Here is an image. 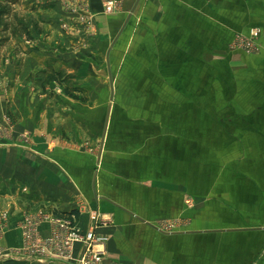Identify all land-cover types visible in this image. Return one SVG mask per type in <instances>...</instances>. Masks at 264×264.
Wrapping results in <instances>:
<instances>
[{
    "label": "crops",
    "instance_id": "1",
    "mask_svg": "<svg viewBox=\"0 0 264 264\" xmlns=\"http://www.w3.org/2000/svg\"><path fill=\"white\" fill-rule=\"evenodd\" d=\"M106 1H53L42 15L46 34L32 45L20 42L19 55L3 67L0 115L36 136L29 146L0 148V216L12 222L0 264H60L19 255L17 225L41 210L77 211L83 233L89 212L99 210L108 225L98 234L113 264H264V48L255 56L229 49L252 29L264 47V0H140L110 57L132 67L137 81L163 83L134 95L136 109L146 108L147 98L162 99L154 110L128 107L123 123L112 120V106L99 159L102 128L99 134L91 126V112L51 99L60 86L44 91L43 82L53 71L84 82L100 77L138 0H124L113 15ZM221 77L230 90L217 104V92L186 85ZM135 216L156 227L185 221L164 233Z\"/></svg>",
    "mask_w": 264,
    "mask_h": 264
},
{
    "label": "rangeland",
    "instance_id": "2",
    "mask_svg": "<svg viewBox=\"0 0 264 264\" xmlns=\"http://www.w3.org/2000/svg\"><path fill=\"white\" fill-rule=\"evenodd\" d=\"M55 0H0V4L8 5L10 8V16L4 18L2 24L0 25V93H4L7 90L8 82L3 77V67H7L11 64L9 58H12L13 55H19V51L21 50L20 42H24L25 44L32 45L33 42L40 39L41 36L46 34L45 32V24L43 23L42 15H46L48 9ZM79 17V13H76ZM81 22H83L81 20ZM89 25V24H87ZM251 31H259V29H252ZM250 31V32H251ZM249 33L239 34L243 36L250 35ZM92 36H96L95 30L90 31ZM236 35L234 39L237 37ZM258 43L261 44V33H259V37L257 38ZM233 42V41H232ZM231 45V44H230ZM229 45V49L231 53L240 54V55H249L255 56L262 53L263 45L261 44V52L260 53H248V52H234L231 50ZM118 59L110 57L111 63V73L112 79L114 82V100L111 102V95H112V88H111V76L109 73V69L107 66V59L105 64L102 66V72L99 78H91L90 81L84 82L82 78L77 76H71L67 72H63V81L58 82L60 89L59 92H53L51 95V99L56 96H59L61 104L66 105L69 100L74 102H79L84 105V108L87 112H91L89 120L91 121V126L96 129V131L101 134L102 128V136L104 132V125L106 121V115L108 111V107L112 103L113 110H112V117L113 121L118 123H123L127 121L128 114L126 112L127 108L133 106L135 108V113H141L143 110L147 111L148 107L151 110H154L150 107L154 104L157 105L162 98H147L146 100L151 102L150 104L144 103L147 105L146 108L139 106L136 109L137 98L134 95H137L140 91L153 89L157 91L163 88L162 82H144V81H137L134 79L132 73H134V69L130 66L121 67L118 65ZM49 72L52 69H48ZM68 75V76H67ZM61 77V78H62ZM61 78L59 80H61ZM225 77H221L222 81L216 82H188L186 83L188 88H193L196 85L198 88L207 89L211 91L217 92L216 96L213 98V102L215 104L219 103L220 100V93L222 91H227L228 88L230 90V83L228 87V82L225 81ZM52 83L47 82L45 78L43 82V90L46 91L45 86L50 85ZM208 85V87H206ZM155 86V88H154ZM66 89L73 90L74 98L68 96L66 94ZM60 94V95H58ZM53 97V98H52ZM79 99V100H75ZM145 100V101H146ZM100 110V116H96L98 111ZM143 116V115H139ZM147 116V115H146ZM15 118L11 115H0V148H6L8 146H15L21 145L22 146H29L32 143V139L35 138V132L33 130H27L25 132L17 131V125L14 120ZM101 121V122H100ZM117 123V124H118ZM102 124V127H101ZM114 125V124H113ZM128 131L127 127H123V130L117 132L118 136L120 135L123 137L126 132ZM43 137L45 135H42ZM99 137V135H98ZM98 145H95V148ZM98 148V147H97ZM96 148V151L98 150ZM96 154V153H95ZM189 203V201H188ZM45 213L51 215L52 212L41 210ZM39 212V211H38ZM37 211L34 213H27V214H36ZM9 217L8 214H3ZM2 216V215H1ZM0 216V217H1ZM10 220V217H9ZM21 221V220H20ZM17 225L21 235V242L23 238L21 225ZM185 220H167L166 223H171L175 225V230L181 229L184 227ZM161 225V223H160ZM12 227L11 220L9 221L8 225H2L0 223V254L4 255L10 250L3 252L4 249L2 243L5 238L6 233ZM186 227L185 229H187ZM21 246V244H20ZM20 248V247H19ZM19 252V251H18ZM22 259V258H21Z\"/></svg>",
    "mask_w": 264,
    "mask_h": 264
},
{
    "label": "built area",
    "instance_id": "3",
    "mask_svg": "<svg viewBox=\"0 0 264 264\" xmlns=\"http://www.w3.org/2000/svg\"><path fill=\"white\" fill-rule=\"evenodd\" d=\"M124 0H107L105 13L117 14L122 10ZM85 21V20H84ZM87 22V21H85ZM91 20H88V24ZM259 31H251L250 35H238L230 45L234 52L260 53L261 44L258 43ZM85 210L86 201L80 202ZM90 226L83 233L75 217H60L39 211L36 214H25L21 221L22 242L19 255L22 260L37 263L60 264H113L108 260L104 246L107 238L98 234V230L107 221L99 210L90 211ZM9 217L2 215L0 223L9 224ZM157 228L164 233H175V225L163 222ZM47 229V233L46 230ZM1 235V234H0ZM103 249H98L99 247ZM77 248L79 252L77 253Z\"/></svg>",
    "mask_w": 264,
    "mask_h": 264
},
{
    "label": "water",
    "instance_id": "4",
    "mask_svg": "<svg viewBox=\"0 0 264 264\" xmlns=\"http://www.w3.org/2000/svg\"><path fill=\"white\" fill-rule=\"evenodd\" d=\"M140 0L137 1L134 9L132 10V12L129 14V16L127 17L126 19V22L123 26V29L122 31L119 33V35L116 37V39L113 41L112 45H111V48L110 50L108 51L107 53V66H108V69H109V73H110V76H111V88H112V95H111V102L114 100V82H113V79H112V73H111V63H110V55H111V51L113 50V48L115 47L117 41L119 40L122 32L124 31V29L126 28V26L128 25L130 19L132 18L138 4H139ZM111 110H112V103L110 104L109 108H108V113H107V118H106V122H105V129H104V133H103V136H102V145H101V151H100V155H99V159L101 157V154L103 152V149H104V144H105V139H106V133H107V130H108V126H109V121H110V115H111ZM94 191H95V196L98 197L97 195V191H96V176H95V180H94ZM115 204V203H113ZM116 205V204H115ZM117 207H119L120 209H122L123 211L125 212H129L127 210H125L124 208L120 207L119 205H117ZM136 217V216H135ZM138 220L148 224L149 226H151L152 228L156 229L157 231H159V229L155 226V225H151L149 223H147L146 221H144L143 219L139 218V217H136Z\"/></svg>",
    "mask_w": 264,
    "mask_h": 264
},
{
    "label": "trees",
    "instance_id": "5",
    "mask_svg": "<svg viewBox=\"0 0 264 264\" xmlns=\"http://www.w3.org/2000/svg\"><path fill=\"white\" fill-rule=\"evenodd\" d=\"M10 16V8L8 5L5 4H0V25L2 24L4 18L9 17ZM63 73H56L55 71H53L46 79L47 82L52 83V82H60L63 81V77H62ZM62 77V78H61ZM61 78V80H59ZM66 94L70 97L73 96V90L71 89H66ZM74 98V97H72ZM75 100H79V99H75ZM54 214L60 217H64V218H68V217H75L77 219V221L79 220V213L77 211H73L71 213H63L60 211H54Z\"/></svg>",
    "mask_w": 264,
    "mask_h": 264
}]
</instances>
